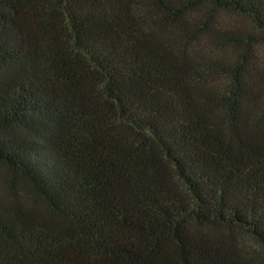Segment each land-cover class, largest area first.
<instances>
[{
  "label": "trees",
  "instance_id": "16d2710c",
  "mask_svg": "<svg viewBox=\"0 0 264 264\" xmlns=\"http://www.w3.org/2000/svg\"><path fill=\"white\" fill-rule=\"evenodd\" d=\"M141 5L180 35L162 84L108 0H0V264H231L238 227L264 248V141L242 110L264 0ZM220 11L257 34L223 33ZM208 42L215 85L182 65Z\"/></svg>",
  "mask_w": 264,
  "mask_h": 264
},
{
  "label": "rangeland",
  "instance_id": "374dc122",
  "mask_svg": "<svg viewBox=\"0 0 264 264\" xmlns=\"http://www.w3.org/2000/svg\"><path fill=\"white\" fill-rule=\"evenodd\" d=\"M143 0H108L111 16L114 24L133 38L150 60L152 67V78L157 83H164L166 66L162 56L168 54L175 41L180 37L178 34L168 33L156 26L161 24V18L155 17L142 5ZM208 7L206 8V10ZM216 22L222 26V32H229L235 36L241 35L244 30L257 34L244 18L232 12L213 13ZM187 30H195V22L190 21ZM219 25V24H218ZM214 26L217 24L214 23ZM188 47L182 55V65L186 68L194 80L200 84H217L219 78V67L226 61V51L217 49L209 42L202 46ZM255 67L252 70L251 82L248 78L247 84L251 89L245 94L242 102L243 116H248V126L254 136L262 137L264 141V40L254 49ZM226 112H214L207 133L211 138L222 139L227 132ZM231 264H264V248L251 235L240 227L237 228L236 242L234 246V258Z\"/></svg>",
  "mask_w": 264,
  "mask_h": 264
}]
</instances>
